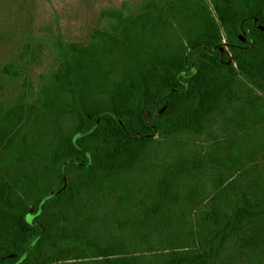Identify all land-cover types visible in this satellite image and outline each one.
Wrapping results in <instances>:
<instances>
[{"label":"trees","instance_id":"1","mask_svg":"<svg viewBox=\"0 0 264 264\" xmlns=\"http://www.w3.org/2000/svg\"><path fill=\"white\" fill-rule=\"evenodd\" d=\"M110 15L65 45L35 97L8 100L0 84V264H236L244 249L264 264V0H149ZM215 124L208 147L145 181L148 209L101 212L100 172L127 174L163 139L184 148L178 136ZM39 209L43 230L26 218Z\"/></svg>","mask_w":264,"mask_h":264},{"label":"rangeland","instance_id":"2","mask_svg":"<svg viewBox=\"0 0 264 264\" xmlns=\"http://www.w3.org/2000/svg\"><path fill=\"white\" fill-rule=\"evenodd\" d=\"M147 1L0 0V84L3 96L10 100L25 91L29 97H35L50 82L53 71L62 62L67 43L87 42L95 30L108 27L113 22L110 13L123 11L137 14ZM155 1L163 4L166 0ZM242 38L246 39L244 35ZM224 46L227 47L225 42ZM8 63H13L18 69L17 76L2 71V66ZM221 131L222 127L215 124L202 134L182 133L177 139L181 140L178 144H186L184 148L172 145L177 143H172L170 139H163L157 149H148L142 159L134 156L137 166L131 172L122 174L112 171L108 176L100 172L106 201L101 212L104 215L114 211L120 216L140 215L157 200L152 186H145V181L152 185L161 180L159 178L165 174L167 165L189 154L190 148L195 149L194 144L208 147L212 137L220 135ZM258 163L264 174L262 154L258 156ZM246 182L244 179L241 183ZM247 252L244 249L243 255L236 256V264H248Z\"/></svg>","mask_w":264,"mask_h":264},{"label":"water","instance_id":"3","mask_svg":"<svg viewBox=\"0 0 264 264\" xmlns=\"http://www.w3.org/2000/svg\"><path fill=\"white\" fill-rule=\"evenodd\" d=\"M262 28H264V27H262ZM242 39H243V40H246L245 38H242ZM194 71H195V70H193V72H194ZM165 107H166V104H164L161 108H158V106H156V109H155V112H154L153 115H150V111H146L145 114H144L146 120H148L150 117H155L156 115L161 114V113L163 112V110H164ZM80 135H81V133H77V134L74 136L73 139L75 140V139H76L77 137H79ZM66 180H67V179L65 178V184H66ZM39 213H40V209H39L36 213H31V212H29V213L27 214L26 218H27V221H28L30 224L38 225V226H40L41 229L43 230V227H42V224H41V223H39V222H34V221H33L34 218H35ZM28 251H29V248L24 252V254L21 256L20 260L24 259V257H25L26 254L28 253ZM10 256H13V254L10 255Z\"/></svg>","mask_w":264,"mask_h":264}]
</instances>
